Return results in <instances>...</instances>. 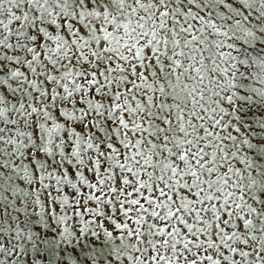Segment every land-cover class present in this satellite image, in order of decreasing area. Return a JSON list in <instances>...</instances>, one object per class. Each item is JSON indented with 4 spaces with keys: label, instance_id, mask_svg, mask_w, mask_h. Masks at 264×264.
I'll return each instance as SVG.
<instances>
[{
    "label": "snow or ice",
    "instance_id": "snow-or-ice-1",
    "mask_svg": "<svg viewBox=\"0 0 264 264\" xmlns=\"http://www.w3.org/2000/svg\"><path fill=\"white\" fill-rule=\"evenodd\" d=\"M0 264H264V0H0Z\"/></svg>",
    "mask_w": 264,
    "mask_h": 264
}]
</instances>
